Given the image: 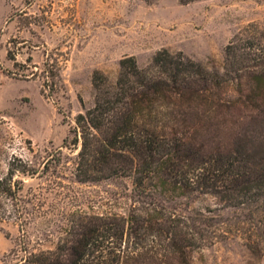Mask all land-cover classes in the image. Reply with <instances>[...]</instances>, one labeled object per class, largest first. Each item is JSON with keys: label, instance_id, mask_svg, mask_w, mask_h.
Returning a JSON list of instances; mask_svg holds the SVG:
<instances>
[{"label": "trees", "instance_id": "1", "mask_svg": "<svg viewBox=\"0 0 264 264\" xmlns=\"http://www.w3.org/2000/svg\"><path fill=\"white\" fill-rule=\"evenodd\" d=\"M48 65L43 91L60 76ZM92 83L94 103L78 114L75 137L63 147L79 149V182L130 178V207L78 209L54 250L30 251L16 264H193L196 251L233 236L263 255L264 29L251 23L237 32L221 69L162 49L145 67L122 58L114 80L97 70ZM195 196L213 205L178 208ZM227 209L234 214H220Z\"/></svg>", "mask_w": 264, "mask_h": 264}, {"label": "rangeland", "instance_id": "2", "mask_svg": "<svg viewBox=\"0 0 264 264\" xmlns=\"http://www.w3.org/2000/svg\"><path fill=\"white\" fill-rule=\"evenodd\" d=\"M264 29V0H0V264L56 248L78 209L126 212L130 178L75 179L76 117L94 103L95 71L116 79L120 60L147 66L162 50L222 68L234 35ZM45 64L56 86L43 91ZM33 73H36L33 75ZM72 131V132H71ZM35 166V176L18 168ZM17 197H7L2 189ZM181 211L213 205L210 197L178 200ZM233 215V210L220 212ZM193 264H264L239 236L194 253Z\"/></svg>", "mask_w": 264, "mask_h": 264}]
</instances>
